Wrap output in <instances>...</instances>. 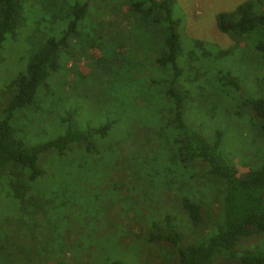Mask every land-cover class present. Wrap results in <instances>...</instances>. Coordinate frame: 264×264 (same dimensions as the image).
<instances>
[{
    "label": "trees",
    "instance_id": "1",
    "mask_svg": "<svg viewBox=\"0 0 264 264\" xmlns=\"http://www.w3.org/2000/svg\"><path fill=\"white\" fill-rule=\"evenodd\" d=\"M50 3L56 9L53 18L73 16L74 20L60 32V38L40 39L25 70L1 91L7 97L0 106V184L3 180L8 186L17 206L137 207L142 212L133 217L132 224L125 223V218L121 222L122 238L136 243L150 264H211L224 254L238 264H264V251L238 252L234 248L237 244L248 246L264 232V156L258 168L239 177L235 166L221 152L223 132L216 130L213 138L206 139L184 116L188 102L206 105L212 114L219 106L217 101L211 103L213 97L224 95L226 86L236 85L229 72H221L216 80L220 87L213 89V80L203 71L206 60L226 57L242 48V38L256 34L260 39L253 48L264 60V0H243L217 14V29L234 44L215 52L197 38H192L191 47L184 49L177 32L179 22L172 18L176 0H95L94 7L105 18L95 29L119 35L116 46L126 50L123 56L94 62L95 70L90 76L127 86L129 82L139 83L141 89L153 86L166 108L158 127H149L141 120L135 123L133 113L130 115V127L121 143L125 145L121 147L120 174L104 181L100 200L87 198L83 183L79 187L67 177L53 195L35 192L34 184L45 174L39 162L42 155L64 159L72 149L88 152V138L103 139L117 122L115 115L113 118L112 113L103 112L105 122L97 129L79 131L68 124L63 134L42 144L28 145L14 136L11 120L37 107L38 88L55 73L58 52L66 49V39L74 35L77 20L88 12L86 3ZM22 23L21 0H0V48ZM147 100L143 97L130 102L140 109ZM99 101L109 102L110 97ZM127 101L122 99L123 109ZM243 105L262 120L259 128L264 139V98L246 99ZM161 151L166 153L172 169L162 167L169 175L154 185L152 161L161 156ZM32 211L33 216H41L39 209ZM8 227L0 233V260L3 257L7 264H22L26 255L18 243L20 225L15 229L13 222ZM78 261L74 264L88 262L82 256L83 262Z\"/></svg>",
    "mask_w": 264,
    "mask_h": 264
},
{
    "label": "rangeland",
    "instance_id": "2",
    "mask_svg": "<svg viewBox=\"0 0 264 264\" xmlns=\"http://www.w3.org/2000/svg\"><path fill=\"white\" fill-rule=\"evenodd\" d=\"M51 1L21 0L23 23L0 48V106L7 97L1 95L3 87L25 70L39 40L60 38V32L74 20L73 16L53 18L56 9L51 6ZM59 1L66 5L75 1L86 3L88 12L77 20L74 35L66 39V49L58 52L55 73L38 88L37 107L22 112L23 116L14 118L11 124L16 138L28 145H37L59 137L68 124L75 125L79 131L97 129L105 122L103 112L112 113V117L115 115L117 122L103 139L97 136L88 138V152L72 149L64 159L53 154L49 157L42 155L39 162L45 174L38 184H34L35 192L53 195L58 184L67 177L79 187L83 183L87 198L100 200L104 181L120 174L121 147L125 145L121 143L129 130L131 116L135 117H132L135 123L141 120L149 127H158L166 116V108L153 86L141 89L139 83L129 82L127 86L120 81L110 82L101 76H90L89 73L95 70L94 62L123 56L126 49L116 46L119 35L115 37L105 30L95 29L105 19L94 7L95 0ZM241 1L176 0L172 18L179 22L177 32L184 49L191 47L192 38L203 40L212 52L232 46L234 41L217 29L216 16ZM258 39V34L244 37L241 39L242 48L233 50L226 57L206 60L203 71L207 72L210 81L213 80V89L220 87L216 80L221 72H229L236 80V85L225 87L224 95L213 97L211 103L217 101L219 106L212 114L206 105L200 106L198 102L185 104L186 122L206 139L213 138L216 130L223 132L221 152L235 166L239 177H244L249 169L258 168L264 156V139L259 128L262 120L243 105L246 99L264 98V60L253 48ZM103 97H110V101L100 102ZM143 97L148 99L147 105L140 106V109L130 102ZM123 98L128 99L125 109L121 103ZM161 146L159 144V148ZM165 154L161 151V156L152 161L155 165L152 169L154 185L169 175L166 170L162 171V167L167 165V169H172ZM176 173L180 174V169ZM8 190L2 180L0 233H5L10 223L15 222V229L20 225L21 240L18 243L26 255L22 264H74L78 260V263L83 262L81 256L88 260L85 264H150L147 257L141 256L136 243H128L122 238L121 222L125 218V223L132 224L133 217L142 212L137 207H71V204L69 207H18ZM35 208L39 209L41 216L31 214ZM201 217L206 228L204 217ZM252 242L248 246L237 244L234 248L238 252L245 249L264 251V232ZM0 264H7L3 257ZM211 264L238 263L224 254L214 258Z\"/></svg>",
    "mask_w": 264,
    "mask_h": 264
}]
</instances>
